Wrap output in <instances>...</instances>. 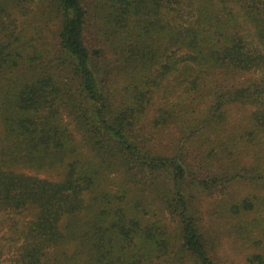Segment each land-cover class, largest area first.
<instances>
[{
    "label": "trees",
    "instance_id": "1",
    "mask_svg": "<svg viewBox=\"0 0 264 264\" xmlns=\"http://www.w3.org/2000/svg\"><path fill=\"white\" fill-rule=\"evenodd\" d=\"M61 244L264 264V0H0V264Z\"/></svg>",
    "mask_w": 264,
    "mask_h": 264
},
{
    "label": "rangeland",
    "instance_id": "2",
    "mask_svg": "<svg viewBox=\"0 0 264 264\" xmlns=\"http://www.w3.org/2000/svg\"><path fill=\"white\" fill-rule=\"evenodd\" d=\"M227 109L229 110V117H228L229 124L227 125V127L232 128L233 125H240V124H243L244 126H248L250 124V116L252 115L256 107L253 104H244L241 102H236L233 103L232 105H229ZM19 170L27 174L37 175L40 177H49V178L58 177L57 172L49 169H33L30 167H21ZM73 248L74 245L71 244L69 245L61 244L51 248L48 251L43 261L44 264H58L57 261L62 260L63 256L66 255V253H70L73 250ZM240 264H243V262L240 261Z\"/></svg>",
    "mask_w": 264,
    "mask_h": 264
}]
</instances>
